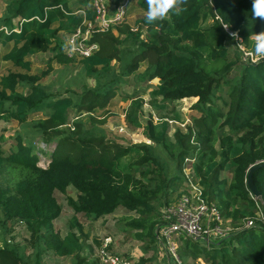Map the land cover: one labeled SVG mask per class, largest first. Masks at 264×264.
<instances>
[{
  "label": "trees",
  "instance_id": "16d2710c",
  "mask_svg": "<svg viewBox=\"0 0 264 264\" xmlns=\"http://www.w3.org/2000/svg\"><path fill=\"white\" fill-rule=\"evenodd\" d=\"M71 2L5 0L0 18V65L16 70L0 75V122H15L21 128L7 149L0 135V169L24 174L12 189L0 187V211L5 220L23 225L30 235L28 256L26 249L9 250L6 244L0 249V264H41L46 250L57 258L78 256L83 243L77 216L97 220L118 209L137 214L138 219H129L126 226L137 232V241L153 244L161 222L158 210L173 202L169 195L186 185L185 159L191 160L193 181L234 229L207 247L195 242L194 253L189 251L191 240L185 239L184 250L204 264H264V223L255 218L261 211L264 219V169L252 175L261 201L253 199L246 187L248 169L264 162V57L243 62L237 43L222 28L227 26L246 50L254 51L252 38L264 33V19L253 18V2L212 0L211 6L209 0H175L165 17L147 23L148 2L139 0L144 16L134 22L135 30L124 23L94 34L92 42L98 50L78 60L84 79L100 86L95 91L83 88L80 104L72 91L53 93L40 85L41 76L31 73L30 59L37 54L51 53V60L63 66L74 60L66 57L59 34L81 26L82 16L73 13L88 1L78 0L79 7L74 8ZM143 29L145 40L141 39ZM113 62L120 64L125 76L146 62L145 80L157 81L151 92L152 107L162 121L157 127L149 120L144 135L163 150L167 163L146 144L124 148L97 134L79 139L75 137L80 133L78 123L73 135L60 130L68 125L72 111L104 110L108 96L122 80L112 76ZM131 99L127 120L138 125L142 101L137 96ZM187 99L196 100L194 107L203 116L186 125L185 133L175 130L170 139L164 119L179 118L161 112L167 111L169 103ZM215 100L222 101L223 111ZM37 113L43 117L28 124ZM31 138L45 144L54 141L55 149L45 154V166L38 165L37 149L28 142ZM68 188L76 192L74 201L67 199L74 216L61 236L53 229V221L61 214L55 193L63 194ZM248 216L255 222L251 228L243 226ZM204 251L205 255L198 254ZM147 262L140 259L138 264Z\"/></svg>",
  "mask_w": 264,
  "mask_h": 264
},
{
  "label": "rangeland",
  "instance_id": "374dc122",
  "mask_svg": "<svg viewBox=\"0 0 264 264\" xmlns=\"http://www.w3.org/2000/svg\"><path fill=\"white\" fill-rule=\"evenodd\" d=\"M77 1L78 0H72L71 3L73 8L79 7ZM138 1L139 0H131L127 11V17L124 21L125 25L131 27L133 30H135V28H133L134 22L144 16V12L138 7ZM4 8L5 0H0V18ZM71 33L72 32H61L59 34L60 42L63 43L64 47L66 38ZM140 33L141 39L145 40L146 31L143 29ZM113 35L118 36L116 32H113ZM120 38L123 39V36H120ZM252 43L254 45L256 44V37L252 38ZM227 47L229 49V58L233 59L235 56L234 47L231 44ZM246 52L254 57L253 60L261 58L253 54V48L246 50ZM51 58V53H45L37 54L30 59L32 63L31 73L42 77L40 80V85L42 87H47L53 93L60 95H67V91L70 90L76 96L75 100L77 104H80L79 95L83 88H88L90 91H95L100 88L93 80L84 79L79 68L78 60H73L63 66L55 60H51ZM241 58L242 60L244 59L243 55ZM243 62L245 61L243 60ZM112 64V76L115 78L122 77V80L119 81L118 85L114 88L113 94L108 96L104 110H94L91 114L86 113L84 109L78 112L72 111L68 118L69 126L66 125L61 127L60 130L65 132V135H73L77 130L75 124L78 123L81 125L80 133L75 137L79 139H83L84 136L88 134H97L103 137L105 141L124 148L146 144L152 147V150L159 156L162 162L167 163L168 158L163 150L155 148L144 135V130L149 120L157 127L162 121L161 116H159L152 107V99L154 97L151 95V92L157 84V81L145 80L146 62L139 64L131 73H126V76L122 72L124 69L120 67L118 62H113ZM11 71L16 70L9 65H0V75ZM224 92L225 90L223 89L221 93L222 97L224 96ZM134 96H137L138 99L142 101V114L139 115L135 122L138 125L130 124L127 120V113H129L128 108L133 101V99L130 100V98ZM89 99L90 98H87L86 100ZM156 101L158 102L159 100L156 99ZM195 103L196 100L192 99L169 103L167 105V111L161 112L163 116L170 114L171 118L175 116L179 118V120H175V118H172L173 120L164 119L169 125L168 136L170 139H172V134L175 130H180L182 133H185L186 125H191L193 119H198L203 116L202 112L194 107ZM215 104L223 111V103L221 100H215ZM41 117H43V115L39 113L30 116L28 124ZM71 128L74 130H71ZM20 131V126L15 122H0V135L2 134L4 137L2 146L7 149L10 145H13L15 143L13 137L16 133H20ZM31 139L28 142L37 149L38 165L45 166V159H48L47 157L45 158V154H49L55 149L54 141L45 144L40 138H35V140H33V138ZM127 159H130V157ZM125 163H129V161L126 160ZM23 176L24 174L21 171L3 167L0 169V187L12 189L13 184L23 178ZM169 176H174V173L169 171ZM225 177L229 179L228 174H226ZM185 189V184L180 188L178 187L176 193L169 195V199L175 200L177 198V193L181 194ZM55 197L61 207V214L53 221V229L61 236H64L68 231L69 222L74 216L72 208L67 203V199L74 201L76 199V192L72 188H68L63 194L55 193ZM162 210L161 208L158 211L162 213ZM249 218L248 216L247 219ZM129 219H138V215L126 212L124 209H118L114 213L97 220H89L77 216L78 223L82 227V252L74 257L57 258L51 251L46 250L42 255L41 264H76L80 261H83L82 264H98V253L105 243H109L106 248L107 252L125 257L135 263L142 259L145 262L151 261L146 264H166L169 259L170 264H175L169 253L165 252L158 241L147 246H145L147 241H137L135 238L137 232L126 226ZM245 222L246 220L244 221V225ZM225 225L233 231L234 228H232L230 222H225ZM29 239L30 235L23 225L5 220L0 211V249L6 247L5 245L7 244L9 250L15 249V247L26 249L25 254L28 256L30 254ZM181 239L182 238L172 239V242L177 245L176 255L180 259L181 264H204L202 259H196L193 255H189L188 252L184 250L183 244L185 239ZM219 240L221 239L213 234L209 237L210 243H217ZM162 243L167 247V242L164 239H162ZM196 244L205 246V242L201 241L196 242ZM194 245L195 242L191 240L189 247L190 252H193ZM142 249L148 252L144 253ZM198 254L205 255L206 251Z\"/></svg>",
  "mask_w": 264,
  "mask_h": 264
},
{
  "label": "built area",
  "instance_id": "2783aa9c",
  "mask_svg": "<svg viewBox=\"0 0 264 264\" xmlns=\"http://www.w3.org/2000/svg\"><path fill=\"white\" fill-rule=\"evenodd\" d=\"M87 1L86 6L73 13L82 16V23L66 38L64 53L68 59L82 60L95 53L98 50V44L92 42V36L124 24L131 3V0ZM251 1L253 2V0ZM209 4L212 6V0H209ZM88 12L91 13L90 17ZM36 20L38 19L36 18ZM222 28L237 43L245 62L254 63L258 60H253L254 57L246 52V49L240 44V39L237 35L233 37V33L228 30L227 26L223 25ZM189 163L191 160L185 159L182 170L186 183L185 191L173 202L164 206L161 222L155 230L156 242L158 241L165 252L169 253L175 264H181V261L176 255L177 245L172 242L173 238L190 239L193 242L201 241L205 242V246H208L211 234L223 239L231 233V229L225 225V222L228 221L223 219L216 205L207 200L202 188L193 181L189 173ZM255 218L264 223L261 211L256 213ZM254 225V219L249 218L246 219L244 227L251 228ZM162 239L167 242V247L162 243ZM108 244L105 243L98 253V264H138V262L135 263L125 257L107 252ZM166 264H170L169 259Z\"/></svg>",
  "mask_w": 264,
  "mask_h": 264
},
{
  "label": "clouds",
  "instance_id": "9594fccd",
  "mask_svg": "<svg viewBox=\"0 0 264 264\" xmlns=\"http://www.w3.org/2000/svg\"><path fill=\"white\" fill-rule=\"evenodd\" d=\"M149 8L146 15L147 23H152L158 18H163L173 8L175 0H147ZM253 18L259 17L264 19V0H253L252 3ZM236 36L235 33L232 34ZM254 55L264 57V33L256 35V44L254 48Z\"/></svg>",
  "mask_w": 264,
  "mask_h": 264
},
{
  "label": "water",
  "instance_id": "95a60500",
  "mask_svg": "<svg viewBox=\"0 0 264 264\" xmlns=\"http://www.w3.org/2000/svg\"><path fill=\"white\" fill-rule=\"evenodd\" d=\"M264 169V162H260V163H256L254 165H252L248 171H247V175H246V187L247 190L249 191V193L251 194L252 198L258 201H261V195L258 192V190L256 189L254 183H253V179H252V175L254 172Z\"/></svg>",
  "mask_w": 264,
  "mask_h": 264
}]
</instances>
